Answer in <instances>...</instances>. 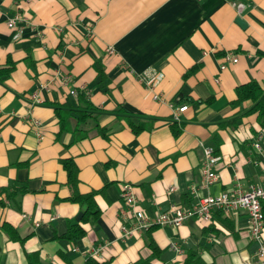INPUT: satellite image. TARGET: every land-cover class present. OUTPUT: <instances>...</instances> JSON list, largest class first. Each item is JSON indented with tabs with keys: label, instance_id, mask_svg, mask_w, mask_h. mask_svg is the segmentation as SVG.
Wrapping results in <instances>:
<instances>
[{
	"label": "crops",
	"instance_id": "obj_1",
	"mask_svg": "<svg viewBox=\"0 0 264 264\" xmlns=\"http://www.w3.org/2000/svg\"><path fill=\"white\" fill-rule=\"evenodd\" d=\"M16 13L26 21L14 38ZM227 53L237 61L220 69ZM147 70L163 75L152 88ZM250 81L264 86V0H0V264H256L242 210L128 238L120 215L126 183L154 215L191 205L194 188L261 181L264 125L251 100L234 102ZM201 142L220 156L207 187ZM64 160L79 193L96 191V224L67 200ZM12 184L26 191L10 199Z\"/></svg>",
	"mask_w": 264,
	"mask_h": 264
},
{
	"label": "built area",
	"instance_id": "obj_2",
	"mask_svg": "<svg viewBox=\"0 0 264 264\" xmlns=\"http://www.w3.org/2000/svg\"><path fill=\"white\" fill-rule=\"evenodd\" d=\"M234 6L238 14L243 10L241 3H235ZM22 21H26V18L20 13H16L6 21V25L15 30L14 38L22 36L25 26ZM107 50L108 52L113 51L112 47H108ZM224 61L220 64V69H224L226 63L236 62L237 57L227 53L224 56ZM138 76L141 80L146 81L151 88L156 86L163 77L161 72L155 70H147ZM35 96L36 94L31 95L32 98L36 99ZM153 97L157 98V95L155 94ZM187 107V104H183L177 107L176 111L177 113L183 112ZM253 145L256 149L260 148L259 142H254ZM200 147L202 153L200 162L201 186L207 187L218 177L216 165L220 156L211 145L201 142ZM192 193L196 201L191 205L187 207L171 205L164 211L150 215L136 204L133 186L127 183L123 184L120 195L127 207L120 214L125 221V224L121 227L122 237L128 238L135 234L148 232L154 226L178 227L191 218H199L205 222H209L214 210H219L226 214L242 210L248 217L249 240L257 243L255 251L256 264H264V238L262 236L264 228V214L262 210V200H264V165L261 181L250 184L247 188L237 185L213 195H199L194 188L192 189Z\"/></svg>",
	"mask_w": 264,
	"mask_h": 264
},
{
	"label": "trees",
	"instance_id": "obj_3",
	"mask_svg": "<svg viewBox=\"0 0 264 264\" xmlns=\"http://www.w3.org/2000/svg\"><path fill=\"white\" fill-rule=\"evenodd\" d=\"M236 95L237 98L234 101L235 103H240L241 101L244 100H251L253 102V106L251 107L250 111L257 112L259 123L261 125H264V86H262L260 83L256 81H250L245 84L239 85L236 89ZM138 129H139L138 127L136 126L134 127L135 131H137ZM174 132L176 134L178 131L174 130ZM99 133L102 134L103 136H106V133L102 128H99ZM62 165L64 170L66 171L67 184L71 190V194L67 198V200L79 203L81 208V214L78 220L82 222L88 221L92 224H96L97 218L99 216V210L97 209L93 201V196L96 193V191H91L86 194L79 193L77 191L78 173L73 161L64 160L62 161ZM16 184H12L7 188H5L4 190H2L7 193V196L10 199H12L15 196V194L17 193L22 194L24 191H26L25 185H21L17 187L18 185ZM262 210L264 214V200H262ZM83 234H84V230L79 226L78 222H76L74 225L70 226V229L65 234V236L66 238L75 241ZM84 264H110V263L109 262L98 263L92 258H88Z\"/></svg>",
	"mask_w": 264,
	"mask_h": 264
},
{
	"label": "water",
	"instance_id": "obj_4",
	"mask_svg": "<svg viewBox=\"0 0 264 264\" xmlns=\"http://www.w3.org/2000/svg\"><path fill=\"white\" fill-rule=\"evenodd\" d=\"M235 21H236V23H238V24H239L241 27H243V28H244L245 25H246V24H245V21H244L240 16H237Z\"/></svg>",
	"mask_w": 264,
	"mask_h": 264
}]
</instances>
